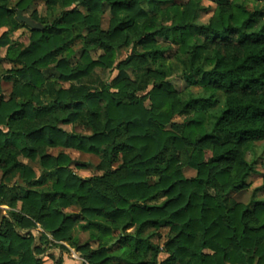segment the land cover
<instances>
[{
  "label": "trees",
  "instance_id": "16d2710c",
  "mask_svg": "<svg viewBox=\"0 0 264 264\" xmlns=\"http://www.w3.org/2000/svg\"><path fill=\"white\" fill-rule=\"evenodd\" d=\"M49 1L55 3V0ZM56 1L62 11L53 22L46 23L37 15L32 16L31 20L41 29L30 30L27 47L11 44L8 36L23 27L17 22V13L25 12L32 0L27 8L21 5L28 0H17L12 8L6 6L11 0L0 3V31L5 30L0 35V50L5 49V57L0 59V63L6 61L12 66L7 75L0 77V82L4 80L12 85L6 98L0 96V125L6 122L10 129L5 131L0 127V174L2 178H8L19 172L25 186L8 189L0 184V203L8 201L5 204L7 210L0 219V264H43V253L49 246L56 247L59 241H63L60 249L68 251L63 245L65 243L73 249L68 240L75 242L78 239L68 237V233L78 224L82 232L89 228L102 230L101 247L94 249L86 242L73 249L77 253L86 252L80 257L90 264H252L253 261L264 264V201L243 205L228 197L246 186L255 163L245 160V155L253 151L255 144L264 141V26L242 37L236 45H232L228 37L242 27L255 28L264 21V9L257 7L253 11L248 10L247 17L234 19L227 11L230 0H213L216 5L213 15L206 24H199L193 21H197L201 11L200 0L185 3L149 0L159 10L152 13L153 18L141 31V21L148 13L137 7L138 0H79L72 10H68V5L73 0ZM105 8L110 18L107 29L102 30ZM221 13L222 23L216 25L213 21ZM157 16L164 17L159 26ZM173 19L175 22L170 23ZM132 30L139 35L134 46L143 48L141 60L152 57L164 61L167 49L158 46L157 37L163 34L167 41L169 32L211 33L208 44L213 46V51L204 58V63L194 70L190 68L182 76L187 88H201L208 92L207 96L197 95L183 102L179 114L191 113V118L184 122L185 136H157L148 132L154 126L149 118L152 109L158 105L163 107L169 99H175L179 104L180 96L186 94L175 91L165 80L166 73L164 78L156 77L153 91L159 95L152 97L151 104L146 105L139 98L140 103L128 105L125 112L121 102H116L113 121L102 127L111 129L108 135L115 133L119 136L117 129L124 125L125 133L134 143L117 145L108 163L115 165L117 161L126 159V151L135 150L142 153L140 164L145 174L162 171L166 175L163 183L148 184L147 190L141 175L133 173L126 176L121 187L131 186L132 194L121 192V203L112 208L105 206L106 197L88 199L85 191L91 192V189H86L90 181L71 170L72 160L68 155L59 153L51 156L47 153L50 149H64L94 156L100 151L95 142L106 134L96 131L80 137L47 124L45 118L54 105L71 113L59 121L61 125L69 126L86 102L89 105L101 103L102 93L87 91L84 86L80 87L83 100L70 99L67 94L76 86L68 82L88 77L96 68H110L115 61L112 58L113 43L107 41H115ZM81 40L84 46L80 49L76 71L73 72L69 61L76 54L75 44ZM217 42L228 49L226 55L215 50ZM124 47L125 44L116 45L117 50ZM186 48L187 44L182 41L175 58L181 53L186 55ZM204 48L201 45L193 51L198 53ZM233 48L238 51L233 52ZM98 49H103V52L94 57ZM131 60L132 55L118 65L123 67ZM118 65L116 68L123 69ZM50 71L56 74L57 81L69 84V87H58V82H48L46 74ZM151 71L149 69L148 73ZM196 75L198 80L193 79ZM126 81L127 76L121 71L112 83L126 87ZM25 90L30 96L27 105L22 98ZM53 90L56 99L45 105L41 98H48ZM218 93L222 95L218 96ZM31 105L37 107L32 108ZM204 110H209L207 127L202 118ZM90 115L95 118L97 113L91 112ZM36 119L40 123L25 130V121ZM174 127L175 124L168 125L164 131ZM188 133L197 137L194 144L188 140L196 155L188 156L185 161L187 167L184 168L193 170L195 177L185 178L184 168L169 176L168 168L155 167L159 163L158 158L168 151V141L172 142L174 149L182 148ZM149 144L151 147L145 151ZM20 159L39 160V178ZM136 159L132 157L127 163L132 164ZM180 159L181 152L177 151L173 162ZM122 167L124 164L120 165ZM69 180L76 183H69ZM50 181V186L46 187ZM211 189L217 190L216 195ZM161 197H164L162 202ZM140 198L145 199V205L132 203ZM73 201L87 202L88 206L81 209L84 215L66 212L74 209L69 207ZM151 201L158 202L152 204ZM126 213L132 215L133 220H127ZM80 221L88 223L81 224ZM133 224L137 225L134 229ZM116 226L120 227L117 229ZM129 229H133L135 235ZM117 230L124 235L116 236ZM162 230L167 231V238L160 246L155 241L162 237ZM60 262L58 259L55 264Z\"/></svg>",
  "mask_w": 264,
  "mask_h": 264
},
{
  "label": "clouds",
  "instance_id": "9594fccd",
  "mask_svg": "<svg viewBox=\"0 0 264 264\" xmlns=\"http://www.w3.org/2000/svg\"><path fill=\"white\" fill-rule=\"evenodd\" d=\"M2 2L3 0H0V3ZM16 3L17 0H11V2L8 3L6 6L12 8L16 6ZM28 3H30V0L22 4L21 7L27 8ZM78 3L79 0H73V2L68 6L75 8ZM137 7L144 9V11L148 13V15L141 21L142 31L143 28H146L148 26L149 21L153 18L152 13L158 11L159 8L153 7V3H150L149 0H138ZM257 7L264 9V0H230L229 8L227 9V11H230L233 15V18L235 19L238 17H247L249 15V8ZM25 15H27V13H25ZM44 15H47V13H44ZM105 15H107V13H105ZM156 19L158 21L157 26H159V24L163 22L164 17L157 16ZM222 19L223 13H221L220 16L216 17L213 23H215L216 25H220L222 23ZM253 19H255V17ZM174 22V19L170 21V23ZM48 23H51V19L48 20ZM193 23H198V21H193ZM261 26H264V21L258 23L253 29H249L246 26L242 27L239 32L229 36L228 38L229 40H231L232 45H236L237 42L242 39V37L248 35L251 31L259 30ZM73 34L75 35V33ZM211 35V33L195 35L187 31L169 32L167 33V43H163L164 35H159L157 39L161 41V43L158 46L162 49H170L172 51H177L181 47L182 41L187 44V48L185 49L187 53L186 55L184 53H181L178 58L165 62L158 58L152 57H147L144 60H141L139 57L143 53V48L134 46L135 40L139 38V35L135 30L128 31L115 41H107L109 43H113L112 58L115 62L112 63L110 68H104L102 70L103 74L99 76V79L96 78L95 74L97 72H100L101 70L97 69L94 70L93 74L88 77H85L80 80H71L68 82L70 85L76 86L75 88H73L71 93L67 94L69 95L70 99H84V96L81 94L80 91L81 86H84L87 91L102 93L101 103L99 105H89L86 102L85 107L79 111L78 115L73 120V123L69 125L66 129V131H71V129L77 128L78 126V132L73 133V135H79L80 137L92 135L96 131H103L106 134L104 138H100L95 142L96 147L100 149L99 153H96L94 156L92 153L88 154L89 156H93L92 160H88L83 152L80 154L81 161L91 165L89 168L86 169L88 179L90 181V183L86 186V189H91V192H88L87 190L85 191V195L88 197V199L96 200L99 199V197L101 196L106 197L105 206H109L112 208L117 207L121 203V192H128L129 194H132L131 186L121 187V182L126 178V176L133 173L141 175L143 177L146 182L145 190H147L148 184L155 186L157 181H160L161 183L164 182L163 178L166 174L162 171H149L147 174H145L144 167H142L140 164V157L142 156V153L137 152L135 150L130 152L126 151L124 154L126 156V159H121L117 161L115 165L109 164L108 161L112 159L113 150L116 149L117 145H123L134 142L129 140L128 134L125 133L124 125H121L120 128L117 129V131L119 132V136H117L115 133L108 135L111 132V129L109 127L102 126L108 125L110 122L113 121L117 111L115 109V104L117 101L121 102L122 109L125 112H127L128 110V105H132L133 103H140L139 98L141 96H147L148 104H151L152 97L159 95V93L153 91L154 85L157 83L156 77L158 75L164 78L163 74L166 73V80L172 82L173 88L185 89L187 87L185 81L183 79H178V77H182L183 74L190 68L194 70L195 67H198L202 63H204V58L209 56L213 51V46L208 44V40L211 39ZM224 35L228 34L224 33ZM126 40L127 43H125ZM173 41H175V43H173ZM117 44H125V47L123 49L117 50ZM201 45H204L205 48L199 51L198 53H194L193 49ZM83 46L84 43L83 40H81L77 45V48H82ZM215 50L220 55H226L228 52V49L224 48L223 46H220L219 42H217V47ZM232 51L236 52L238 51V49L233 48ZM98 52H103V49H98ZM130 55L133 56L132 62L123 69H117L115 64L118 63L120 60H127ZM129 69H131L132 71L130 72ZM146 69H151L152 71L148 74H145ZM71 71H76V65H73ZM121 71L123 72L124 76H127L129 78L125 82V84L127 85L126 87L124 86V84H121L117 87L114 86L112 83L114 74H120ZM193 79L198 80L199 76L196 75L193 77ZM3 91L4 89H0V92ZM207 94V90L201 88H188L186 94H182L180 96L179 104L176 103L175 99H169L168 103L165 104L163 107H160L158 105L157 107L152 109L151 113L149 114V118L153 122L154 126L148 130L149 135H152L154 133L157 136L169 135L178 138L185 136L186 133L184 131V122L191 118V113H189L188 115L179 114L180 109L183 107V102L193 96H207ZM219 95H222V93H218V96ZM20 98L21 97H17V99ZM22 98L25 104L27 105V102L30 99L28 90L24 91ZM41 99L45 105H50L52 101L56 99L55 91L53 90L52 94L48 98L42 97ZM31 107L36 108L37 105H31ZM221 107H224V105H221ZM208 111L209 110H204L202 112V118L204 119L205 127H207ZM91 112L97 113V116L95 118H92L90 115ZM30 115L32 114L30 113ZM70 115V112L62 111L60 107L53 105L52 112L48 114L45 120L47 124L59 129L61 127H64L59 123V121L61 119H64L65 117H69ZM39 123V119H36L34 121L26 120L25 130H27L29 126H34L35 124ZM140 123L142 125L143 121H141ZM172 124H175V127L165 132L164 129H167L168 125ZM0 127H3L5 131L10 130L6 126V122L5 124L0 125ZM218 134L223 135L222 133ZM196 138L197 137L195 135L188 133L184 146L182 148L176 149L172 147V142L168 141V151L158 158L159 163L155 164V167L168 168L169 171L167 175L169 176L177 169L187 167L185 161L188 159V156L194 157L196 155V153L192 149V146L188 144V140H191L192 144H194ZM62 139L63 138H61V142ZM150 147V144L147 145L145 151ZM177 151L181 152V159L178 162H173V157L176 155ZM84 152H86V149L84 150ZM132 157H137V159L133 161L132 164H128L127 160H131ZM121 164H124V167L120 168ZM97 165H99V167H97ZM116 168H120V170L116 171ZM129 169H131V172L129 171ZM37 178H39V174L37 175ZM69 183L76 182L69 180ZM211 191L213 195H216V189H211ZM220 195L222 196L223 193H220ZM163 199L164 197H161L160 202H162ZM157 202L158 201H151L150 203L155 204ZM132 203L138 205H145L146 201L145 199L140 198L138 200H133ZM87 206L88 205L86 201H82L79 203L73 201L69 205V207L74 208L75 211L79 212L81 215H84V213L81 212V209ZM125 216L127 220H133L132 215L126 213ZM79 223L87 224L88 222L80 221ZM116 227L118 229L120 226ZM135 227H137V225L133 224V229ZM133 229H129V231H132L133 235H135ZM18 230L24 231L27 229ZM101 233L102 230H96L95 228H89L85 232H81L80 228L76 227L68 233V237L76 236L78 234L79 236H82L83 239H78L75 242L69 239L68 242L73 245V249H75V247H77L79 244L85 242H87L91 248L97 249L101 247ZM122 235H124L122 231H116V236ZM62 243L63 241H59L56 247L49 246L46 252L43 254L46 255L47 252L56 251L57 248H59V245ZM108 243L110 244L111 241H108ZM237 243H239V240H237ZM60 251L63 252L65 250L61 248ZM168 254L170 255V253ZM84 255H86V252L77 253V256ZM49 264H52V261H49ZM73 264H81V261L76 260L73 262ZM83 264H90V261L85 259L83 260ZM252 264H255V261H253Z\"/></svg>",
  "mask_w": 264,
  "mask_h": 264
},
{
  "label": "rangeland",
  "instance_id": "374dc122",
  "mask_svg": "<svg viewBox=\"0 0 264 264\" xmlns=\"http://www.w3.org/2000/svg\"><path fill=\"white\" fill-rule=\"evenodd\" d=\"M187 1L188 0H176V3H185ZM58 6H59L58 1H56V0H55L54 4H53V2H51L49 0H32V3L29 5V7L26 9V11L23 13L21 12V13L24 17H26L30 20H31L33 15H37L40 19H43L46 23H48L49 19H51V22H53L55 19L58 18L59 14L61 13L62 9H61V7H58ZM200 7H201V11L198 15L197 21L199 24H206L209 21V19L211 18V16L213 15V12L215 10L216 5L213 2V0H200ZM75 8L70 7V8H68V10H72ZM29 9H30V11H29ZM254 9L255 8H249L250 11H253ZM25 13H27V15H25ZM44 13H47V15H44ZM105 13H107V15H104L101 19L102 30L107 29L108 21L110 18V15H109L107 8H105ZM19 24H21V23H19ZM21 25H23V24H21ZM37 25L40 27L39 24H37ZM40 29H41V27H40ZM30 30H31L30 28L23 25V27L21 29L14 30L11 33V35L8 36V39L11 42V44H13L15 46L27 47L29 44ZM3 31H5V30L0 31V35ZM157 43L160 44L161 41L157 40ZM163 43H167V41L164 40ZM78 44H79V42L77 44H75V46H74V51L76 52L75 56L69 61L71 66L75 65V63L79 59L81 48H77ZM121 49H123V48H121ZM100 54H101L100 52H95L94 57H98ZM175 54H176V51H172L170 49H167V51L164 54V61L167 62V61H171L173 59H176ZM4 57H5V49H1L0 50V59H4ZM123 61L124 60H120L118 63L115 64V66H117L118 64H120ZM131 62H132V60L128 64H130ZM127 65H125L123 67L118 65V67L124 68ZM11 68H12V66L6 61L0 63V77L7 75L6 74L7 71H9ZM97 69H99V68H96L94 70H97ZM99 70H101V71L97 72L95 74L97 79H99V76L103 74L102 69H99ZM148 70L149 69L145 70V74H148ZM129 71L131 72L132 70L129 69ZM116 75L117 74H114L113 79L116 77ZM46 79L48 82H58V84H57L58 87L59 86H62L63 88L69 87V84H62L59 81H57V76L53 71H50L46 74ZM128 79L129 78L127 77V80ZM178 79H183V78L178 77ZM168 82L172 86V82L171 81H168ZM0 83H1L0 89H4L3 92H0V96L3 98H6L11 92V86L12 85H11V83H7L4 80H1ZM174 89L178 93H185V92H187L188 88L186 87L185 89H176V88H174ZM140 98L145 102L146 105H148V97L147 96H141ZM61 128L67 133L78 132V126H77V128L71 129V131H66L68 126H64ZM47 153L51 156H57L59 153H64V154L68 155L69 158L72 160L71 170L80 178L88 179V174L86 172V169L89 168L91 165L81 161V159H80L81 153H79L77 151H73V150H64V149H50L47 151ZM84 155L88 160L93 159V156H89L86 154H84ZM207 157H209L208 154H207ZM20 160L22 163L31 167L34 170L36 176L38 174H39V176L41 175V170H40L41 168L39 165V160H37L36 162H31V161L24 160V159H20ZM245 160H247L248 162H251V163L252 162L255 163L253 166L254 172L247 179L246 186L242 190H240L236 193L229 194L228 197L237 203H241L243 205H251L252 202H255V201H264V141L255 144L253 151L249 152L245 155ZM97 167H99V165H97ZM183 175L185 178L190 179V178L195 177V172L193 170L188 169V168H184L183 169ZM0 184H3L8 189L9 188L15 189V188L25 187V186H23L19 172L14 173L12 176H10L8 178H2V176L0 174ZM50 184H51V181L46 184V187H49ZM7 202L8 201L6 200V201H1V203H0V204L4 203V204H2V206H0V219L3 216V213L7 210V207H6L7 205H5V204H7ZM66 212L72 213V214L77 213L75 211V209H70V210H67ZM77 227H79V224L77 225ZM161 235H162V237L160 239H158L157 241H155L160 246L163 245L164 241L167 238V231L162 230ZM74 237L77 239H83V237L79 236L78 234ZM82 244H84V243H82ZM65 245H66L65 247H68V245L66 243H65ZM72 252H75V251L72 250ZM66 254L68 255V254H70V252H67V251L61 252L60 247H59V248H57L56 251L47 252V254L43 255L42 257H43L44 261H45V259H48L45 263L49 264V261H52V264H55L58 261V259L61 260L62 256L66 255ZM160 259H162V257Z\"/></svg>",
  "mask_w": 264,
  "mask_h": 264
},
{
  "label": "crops",
  "instance_id": "0c3cea01",
  "mask_svg": "<svg viewBox=\"0 0 264 264\" xmlns=\"http://www.w3.org/2000/svg\"><path fill=\"white\" fill-rule=\"evenodd\" d=\"M49 237V236H48ZM50 239V238H49ZM64 246H66L65 244H63ZM68 248V247H67ZM73 249H70L68 248V251L67 252H70V254H66V255H63L62 258H61V264H73L74 261L76 260H80L81 261V264H83V259L80 257V256H77V252H72ZM48 259H45L44 263L47 261ZM43 263V264H44ZM45 264H48V263H45Z\"/></svg>",
  "mask_w": 264,
  "mask_h": 264
},
{
  "label": "water",
  "instance_id": "95a60500",
  "mask_svg": "<svg viewBox=\"0 0 264 264\" xmlns=\"http://www.w3.org/2000/svg\"><path fill=\"white\" fill-rule=\"evenodd\" d=\"M17 21L27 26L31 30H40V27L37 24H35L32 20L24 17L21 12L17 13Z\"/></svg>",
  "mask_w": 264,
  "mask_h": 264
}]
</instances>
